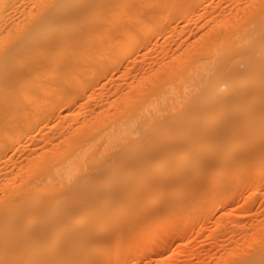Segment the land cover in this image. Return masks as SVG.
<instances>
[{
    "label": "bare ground",
    "instance_id": "1",
    "mask_svg": "<svg viewBox=\"0 0 264 264\" xmlns=\"http://www.w3.org/2000/svg\"><path fill=\"white\" fill-rule=\"evenodd\" d=\"M255 202L264 0H0V264H193L214 209L264 264Z\"/></svg>",
    "mask_w": 264,
    "mask_h": 264
},
{
    "label": "rangeland",
    "instance_id": "2",
    "mask_svg": "<svg viewBox=\"0 0 264 264\" xmlns=\"http://www.w3.org/2000/svg\"><path fill=\"white\" fill-rule=\"evenodd\" d=\"M258 202V201H257ZM255 202V205L254 207L256 208V210H262L261 213H258L259 217L263 216V212H264V204L263 203H257ZM219 214V211L217 209H214L209 215V217L204 220L205 223L204 225L202 226L201 228V231H202V234L200 236H197L196 239H194L193 241L189 242L190 244H195V243H198V250L200 251V253H204L203 255H199V252L198 253H195L193 255H185V258H188L190 257V260L193 262V264H200L198 263V260L204 256V261L202 262V264H212L214 263V260L216 257H214V254L213 252L216 250L215 248V245L213 244V239L207 235L210 230L215 226V219L217 217V215ZM207 215V216H208ZM243 233L240 232V230H236L235 234L236 236L238 235H241ZM200 240V241H199ZM147 248V246H146ZM179 253L176 254L177 257ZM182 257V256H180ZM138 264H150L148 262V260H140Z\"/></svg>",
    "mask_w": 264,
    "mask_h": 264
}]
</instances>
